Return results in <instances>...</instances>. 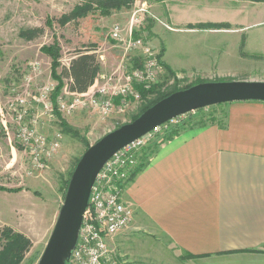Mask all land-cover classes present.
Here are the masks:
<instances>
[{"label": "rangeland", "instance_id": "rangeland-1", "mask_svg": "<svg viewBox=\"0 0 264 264\" xmlns=\"http://www.w3.org/2000/svg\"><path fill=\"white\" fill-rule=\"evenodd\" d=\"M149 4L146 0H130L127 7L110 9V14L104 15L96 7L87 10L85 0H0V109L5 113V119L0 114V252L8 242L1 232L9 226L30 240L20 264H38L65 202L67 189L64 191L63 181H70L85 152L110 132L133 121L132 118L140 113L143 105L155 97L154 94L149 95L135 101L126 112L115 111L109 115L91 110H77L73 114L45 113L43 106L35 102L33 96L37 95L42 85L50 83L55 87L57 82L53 76V58L42 51L43 46L57 44L61 49L58 61L64 67L70 65L75 50L91 47L99 56L100 73L130 69V63L141 59V55L126 51L112 39L110 31L116 23L121 24L126 32L129 31L130 21L138 13L141 20L135 25L134 32L149 42L158 54L163 52L166 56L161 60L165 61L164 71L156 83H165L163 90L181 89L189 84L204 82L264 81V2L224 3L225 16L230 14L228 9L231 6L239 7L242 15L236 22L223 23V27L232 31L219 35L224 45L218 46L217 51L208 49L207 43L211 42H206L204 38L211 34L166 30L164 27H172L155 17ZM182 6L179 4V8ZM142 7L144 11H140ZM198 18H208V15H191L185 20ZM181 21L184 19L177 20ZM170 55H183L190 59L197 57L200 60L189 61L187 64L191 68L183 66L184 69L176 71L168 65ZM35 60L41 63L37 72L28 67ZM167 66L175 77L168 73ZM29 71L32 75L35 73V78L28 95L30 104L26 122L39 116L38 128L48 139H53L58 131L63 135L61 147L47 161L43 170L33 167L32 149L17 142L18 125L14 111L9 108L15 96L24 92V76ZM227 104L190 112L192 115L186 113L175 124H162L158 132H151L152 136L143 148L150 147L167 128L201 115L206 118L213 115L217 122L226 123L227 126ZM127 182L128 179L123 187ZM114 237L107 242L112 258L119 264L182 263L175 255L178 250L166 239L165 244L154 243L153 240L148 256L141 253L138 247V256L129 259L124 256L127 246H116ZM165 251L167 259L160 260L166 255ZM222 263L262 264L264 258L258 261L248 255L232 256L226 257Z\"/></svg>", "mask_w": 264, "mask_h": 264}, {"label": "crops", "instance_id": "crops-1", "mask_svg": "<svg viewBox=\"0 0 264 264\" xmlns=\"http://www.w3.org/2000/svg\"><path fill=\"white\" fill-rule=\"evenodd\" d=\"M146 1L155 17L172 27L166 30L211 34L204 38L214 51L224 45L219 35L232 31L219 25L236 22L242 15L239 7L231 6L225 16L224 3H256ZM204 13L208 18L185 20ZM208 23L212 26L199 25ZM194 60L200 58L170 55L167 62L177 71L183 66L191 68L187 63ZM130 64V69L137 67L136 60ZM227 112L226 127L218 123L190 127L161 143L124 186L122 198L134 215L128 227L113 238L116 246H127L124 256L137 257L138 247L148 256L153 240L163 244L166 239L178 250L175 255L181 264H223L222 260L232 256L264 258V101L229 102ZM147 151L146 147L138 152V164ZM165 253L160 260L167 259Z\"/></svg>", "mask_w": 264, "mask_h": 264}, {"label": "built area", "instance_id": "built-area-1", "mask_svg": "<svg viewBox=\"0 0 264 264\" xmlns=\"http://www.w3.org/2000/svg\"><path fill=\"white\" fill-rule=\"evenodd\" d=\"M144 10V7L140 9ZM140 20V15L135 13L130 21L129 31L126 32L119 23L114 24L110 31L112 39L120 43L126 51L138 52L141 55L140 66L117 69L111 73H98L86 92L72 93L65 88L56 102L52 99L54 87L46 83L39 88L37 95L33 96L35 102L41 104L45 113L50 115L56 112L73 114L77 110L96 111L101 115H109L115 111L126 112L135 101L143 98L137 86L151 89L164 71L159 54L150 43L142 37L134 36V27ZM28 67L29 70L37 72L41 63L31 61ZM34 74L30 71L25 74V90L15 96L9 108L14 111L18 125L17 142L32 149L33 167L43 170L47 161L61 147L63 135L58 131L53 139H48L38 128L39 116L33 117L31 122H26L30 104L28 95ZM0 114L5 119L3 109H0ZM180 117L172 118L165 125L179 122ZM159 129L157 127L154 131L158 132ZM154 131L118 150L98 173L68 264H119L112 258L107 241L128 227L133 219L132 206L122 198L123 184L138 165V152L146 146L152 136L151 132Z\"/></svg>", "mask_w": 264, "mask_h": 264}, {"label": "water", "instance_id": "water-1", "mask_svg": "<svg viewBox=\"0 0 264 264\" xmlns=\"http://www.w3.org/2000/svg\"><path fill=\"white\" fill-rule=\"evenodd\" d=\"M234 101H264V81L204 82L176 91L92 145L72 174L64 205L38 264L68 262L89 206L92 186L114 153L172 118Z\"/></svg>", "mask_w": 264, "mask_h": 264}, {"label": "trees", "instance_id": "trees-1", "mask_svg": "<svg viewBox=\"0 0 264 264\" xmlns=\"http://www.w3.org/2000/svg\"><path fill=\"white\" fill-rule=\"evenodd\" d=\"M253 2H264V0H250ZM86 9L90 10L92 7L98 8L101 14L108 15L110 14V9H121L127 7L130 4V0H85ZM201 27H211L212 24H199ZM222 26V25H219ZM226 26V25H225ZM134 36L138 37V33L134 32ZM60 48L56 45L43 46L42 51L50 54L53 58L52 67H53V76L56 79L57 85L54 87L52 92V99L56 102L57 97L63 93L64 89L67 88L68 91L72 93H84L89 87L94 83L98 73H100L101 65L98 54L95 52V48L85 47L75 50L70 60V65L68 67L61 66L59 63ZM163 52H160L159 58L162 60ZM137 66H140L141 59H137ZM163 63V61H161ZM61 66V67H60ZM166 66V65H165ZM60 67V70L58 69ZM167 71L170 75L174 76V73L167 66ZM165 83L155 84L151 89L147 90L142 86H137L139 91L142 94L143 99L147 96L154 94L155 97L143 105L139 114L134 116L132 119L139 117L144 111L149 107L156 104L158 101L163 98L171 95L172 93L178 90L187 89L194 84H189L184 86L181 89H164ZM204 108L198 109L202 111ZM59 112H56L58 114ZM193 114V113H189ZM219 123L216 121L215 117L212 115L210 118H206L204 115H201L199 118H193L188 121H184L175 126L167 128L162 136H158L154 141L153 145L148 147V151L145 154V160L140 163L129 175L128 183H130L135 176L145 167L148 163V158L155 150L159 147L164 141H168L175 136L179 135L186 128H193L195 126H205L208 124ZM220 126L226 127V123H219ZM69 184V179L63 181L64 191L67 189ZM2 236L8 241L4 250L0 252V264H20L21 260L24 257L25 251L30 245V240L23 234H20L13 230V228L7 226L2 232Z\"/></svg>", "mask_w": 264, "mask_h": 264}]
</instances>
